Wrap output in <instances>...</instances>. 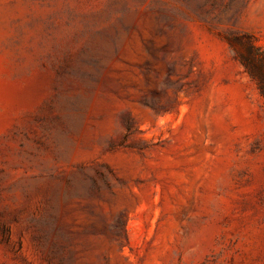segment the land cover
Wrapping results in <instances>:
<instances>
[{
    "label": "rangeland",
    "instance_id": "obj_1",
    "mask_svg": "<svg viewBox=\"0 0 264 264\" xmlns=\"http://www.w3.org/2000/svg\"><path fill=\"white\" fill-rule=\"evenodd\" d=\"M264 0H0V264H264Z\"/></svg>",
    "mask_w": 264,
    "mask_h": 264
},
{
    "label": "trees",
    "instance_id": "obj_2",
    "mask_svg": "<svg viewBox=\"0 0 264 264\" xmlns=\"http://www.w3.org/2000/svg\"><path fill=\"white\" fill-rule=\"evenodd\" d=\"M226 38L235 57L257 83L261 94L264 96V49L248 32H231L226 35Z\"/></svg>",
    "mask_w": 264,
    "mask_h": 264
}]
</instances>
